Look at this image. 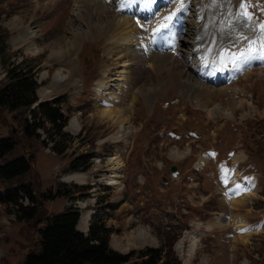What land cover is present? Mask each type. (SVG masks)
<instances>
[{
    "label": "rangeland",
    "instance_id": "1",
    "mask_svg": "<svg viewBox=\"0 0 264 264\" xmlns=\"http://www.w3.org/2000/svg\"><path fill=\"white\" fill-rule=\"evenodd\" d=\"M107 1L0 0V86L7 81V67L18 62L24 63V69H32L36 96L49 86L58 69L68 75L70 61L79 80L76 85L70 76L66 83H56L49 97L37 96L46 103L56 102L68 117L64 130L70 139L65 154L43 145L41 130L39 138L26 137L21 129L24 113L0 108V137L12 135L17 141L15 148L0 158V165L20 155H32L29 170L12 181H0V191L30 184L37 199V217L23 219H18L11 203L0 202V264H23L31 248L40 249L38 230L43 222L39 221L67 209L77 208L80 214L88 199L93 201L86 208L92 212L88 223L95 216L104 224L109 245L116 251L151 246L163 248L164 257L173 255L180 264H264V61L253 59L226 81L205 82L209 88L191 89L184 79L196 77L187 68L185 54L196 27L186 25L182 14L178 23L173 19L169 29L162 31L161 36L172 32L176 37L184 27L188 29L183 34L187 41L183 54L163 51L166 55L161 59L156 55L159 49L149 46L150 38L157 36L152 33H157L169 11L172 15L182 7L188 12L193 0H162L165 4L158 8H154L157 0ZM200 1L206 7L203 14H209L202 36V40L208 37L206 44H212L207 61L221 62L225 51L238 54L248 48L249 41H255L252 47L259 51L264 30L254 14L261 7L264 15L263 0ZM142 9L152 16L142 19L134 13ZM126 17L134 25H130L134 28L131 32L140 35L138 60L128 66L130 70L122 67L123 61L130 62V54L124 52L127 43L117 39L110 44L126 30L121 24ZM14 25L34 30L35 38L14 46L12 39L22 40L15 36L22 31L10 29ZM32 43L34 51L28 47ZM52 52L57 56L45 67L44 60ZM259 53L263 59L264 53ZM198 57L201 59L199 53ZM46 70L49 75L42 80ZM122 70H127L129 79L125 87H118ZM99 79H105L107 91L119 98L117 105H108L127 109L122 115L128 120L126 139L118 141L119 123L101 115L107 103L96 90L94 83ZM218 88L221 92H216ZM152 90L157 92L150 96ZM73 116L79 131L70 129ZM114 150L119 151L123 163L120 186L115 189L106 184ZM76 158L85 164L80 170L85 175L83 184L62 180L69 173V162ZM248 182L255 187L253 193L244 188ZM57 190L66 194L40 197ZM19 202L32 206L26 197ZM239 222L244 223L242 229L236 227ZM139 229L155 242L128 241L126 234ZM195 237L198 241L193 244Z\"/></svg>",
    "mask_w": 264,
    "mask_h": 264
},
{
    "label": "trees",
    "instance_id": "2",
    "mask_svg": "<svg viewBox=\"0 0 264 264\" xmlns=\"http://www.w3.org/2000/svg\"><path fill=\"white\" fill-rule=\"evenodd\" d=\"M23 65L24 63L18 62L7 67V81L0 86V108L24 113L21 121L24 135L39 138L38 130H41L45 134L42 144L50 143L51 150L60 155L65 154L70 139L69 133L63 130L66 118L56 102L42 103L36 109H31L37 102V82L32 69H24ZM16 144L17 141L12 135L0 137V158L11 152ZM30 166L26 156H17L0 165V180L12 181L27 172ZM84 166L85 164L79 163L76 158L69 163L67 170H81ZM60 194L66 193L57 190L50 195L41 193L40 197L51 199ZM22 197L31 200L32 206H23L19 202ZM36 201L30 184L20 183L0 191V202L11 203L18 219L37 217ZM77 220V210L67 209L39 221L43 222V226L38 230L40 249L31 248L26 253L23 264H127L131 260L130 264H180L173 255L164 257L161 247H144L138 251L120 253L110 247L109 230L104 224H99L95 216L87 236L76 229Z\"/></svg>",
    "mask_w": 264,
    "mask_h": 264
},
{
    "label": "bare ground",
    "instance_id": "3",
    "mask_svg": "<svg viewBox=\"0 0 264 264\" xmlns=\"http://www.w3.org/2000/svg\"><path fill=\"white\" fill-rule=\"evenodd\" d=\"M163 4H165V2H162V0H157L154 8L161 7ZM204 8H206V7H204V5L201 3L200 0H193L192 3H191V6L188 7V9H189L188 12H187V10L184 12L183 11V8L182 7H179L181 15L183 14V16H181V15L180 16L181 17H186V19H187V21L185 20L186 21L185 24L186 25L189 24L191 28L192 27L193 28L196 27V29L193 30V32H192L193 35H192L191 48L188 51V54L187 53L185 54L186 55L187 68H189L190 72H192V74L196 77V80H194V78L192 76L187 75V77H185V79H184L185 84L188 85V86H190L191 89H196V88L197 89H200V88H202V89L203 88H209V86H206L204 84L205 82L210 83L212 85H215V84H218V83H220L222 81H226L228 79V75L231 72H233V71H235L237 69H240L242 67H246L247 64L250 61H252L253 59H255V61L258 62V63L261 62V61H264V58L262 59L261 54L259 53V51H257L259 55L257 54V52L253 53V56L255 58L250 59L247 62L237 61L235 63V65L233 66V68L227 66L225 64V62H220L219 61L218 63H215V61H213V62L212 61H207V59L209 60V55H210V50H211L212 44L211 45L209 43L206 44V38H204L202 40V36H203L204 31H205V28H206L205 27V24H206L205 20L208 19V15H209L208 14V15L204 16V14H203V9ZM139 9H141V8H139ZM130 10L132 11V7H130ZM146 11H147V9H142L141 12H138L136 10L134 13L137 12V15H139L142 19H147L149 16H152V15L148 14L149 15L148 16L147 15L148 11L147 12ZM128 15H131V14H128ZM180 16H176V19H177L176 23H178V21H180V19H181ZM201 16H202V19L200 20V17ZM105 22H107V21H105ZM130 22H131V19L130 18H128V17L123 18V21H122L121 24L123 26H126V30L125 31H121V35H119L118 37L116 36V39L112 40L113 42H111V39H109V41H108V44L110 42H111L110 44H113V43H115L114 41H116L118 39L117 42L121 41V42H126L127 43L128 49L126 51H124V52H126L127 54H130V57L128 59L130 62L128 63L126 61H123L124 64H123L122 67L124 69H127L128 66H129V68H131L134 65V63L138 60V57L136 56V53H138L137 52L138 48H136V47H137V44H140V41H139L140 40V35L138 36V34H135V32L134 33L131 32V31H133L132 29H134L131 26L134 27V25H131ZM197 22H198V24L195 25ZM10 29L12 31L14 29H18V30L22 31L21 34L17 33V35H15L17 37H21L22 40L19 39L20 41H17V40H13L12 39V44L14 46H16L18 44L26 43L28 39H34L35 38V32H34V30L27 29V28H25V29L22 30L20 28V26H16V25L12 26ZM186 29L187 28H185V27L183 28V30H182L183 33L181 31H179L180 33L176 36L177 38L174 37L175 34H173L172 32L167 33V34L161 36L163 29H161L157 33L156 32L152 33L154 36L155 35L160 36L158 38H157V36H155L154 38H150V41L152 40V43L150 42L151 46H149V47H152V49H156V50L159 49V51L158 50L156 51L157 54H156V52L155 53H152V54H154V56L156 54L159 58L162 56L161 59L163 58L164 55H166V54H163L164 53L163 51H168L169 50V51L174 52L175 54H181L182 51H183L182 48L187 43V41L184 40V38H183V34L187 32ZM114 31L115 30H113V32ZM137 32H138V30H137ZM110 37H112V36H110ZM160 40H163V41H160ZM170 42H172L171 45L169 44ZM77 44H79V43H76L75 42L74 43V46L77 47ZM33 45L34 44L32 43L31 45H28V47L29 46L30 47L31 46L33 47ZM110 46H112V45H110ZM143 47H144V45H143ZM166 47H169V48L166 50L165 49ZM171 48H172V50H171ZM77 49H78V47H77ZM30 50H33L34 51V47H33V49L30 48ZM153 52H154V50H153ZM142 53L143 52L140 51V54H142ZM198 53L200 54L201 59L198 57ZM56 56H55V54L53 52L50 53V54H48V56H46V58L44 60L43 65L45 67L49 66L50 63H52V61L54 60V57H56ZM166 59H167V57H166ZM193 59L195 61L194 64H192L193 63ZM69 60H70V58H69ZM69 60H67L68 63H69ZM73 63L74 62L70 61V64H71L70 68L71 69H70V71H68V75L62 73V71L60 69H58V71H55L52 74V79H51V82H50L49 86L46 87V89H44L43 91L42 90L39 91L38 92V95L40 97H42V98L49 97L53 93V88H55V87L58 86V85H55V84L56 83H58V84L62 83L63 84V82L66 83V81L68 80V78L70 76H71L70 77V80L74 84L78 83L79 80L76 77L75 68L73 66ZM120 73H124V74H121L120 77H119V79H118V87H125L128 79H129L127 77V74H126L128 72H127V70H125V71L122 70V72H120ZM48 75L49 74H48L47 70L44 71L43 74H42V76H41V79L42 80L45 79L46 77H48ZM94 84L96 86V90L99 91V93L106 99V103H107V106H104V108L101 110V113H102L101 115L113 119V122L116 121V122L119 123L120 129H118L117 132L115 133L117 135L116 138L118 139V141L119 140H122V139H126V137H127L126 135L128 134V131H129V128H128V120L122 118V117H124L122 115H124L126 113L127 109H124L123 110L122 108L117 107V106H115L116 108H113L112 106H109L108 105V103L109 104L112 103V104L117 105L119 98L116 97L115 95H112L110 93V91H107V88L106 87H108L109 84H107V82L105 81V79H99ZM211 89L212 90H215L213 88H211ZM155 92H157V91L152 90L150 92V96H152V94L155 95ZM216 92H221V91L218 88V89H216ZM146 98H148V96H146ZM213 98H214V96H213ZM127 107L128 108L130 107V109H131V103H129ZM70 127H71L70 129L73 130V131H79V130H77L79 128V122H78L77 118L74 117V116L70 119ZM118 153H119L118 150H114V152L112 154L113 156L110 158V162L109 163L111 165V170L112 171H111V174L106 179V184L109 185V186H111L113 189L118 188L120 186V182H118V181H119V179L121 180V177H122V170H120V169H122L123 163H122L121 159L119 158ZM176 155L179 156L178 152H176ZM66 176H67V179H66ZM62 179L64 181H67V182L75 181V182H77L79 184H83L84 181H85V175H84V172H79L78 173V171H76V172H71V173L64 174L63 177H62ZM80 182H83V183H80ZM247 184L248 185L244 186V188L246 190H249L251 193H253L255 191V187L253 185L250 186V182H248ZM87 201L88 202H87L86 205H84V204L82 205V211L80 212V218H79V223H78V228L83 229L85 231L87 230V227L89 225L88 221L90 219V214H91V212L90 211H87L86 208H87V205H92V202H93L90 199H88ZM207 224L209 225V223H207ZM236 227H237V229L238 228L239 229H242L244 227V223L239 222V225H237ZM85 231H83V232H85ZM143 232H144L143 230H140L139 229L137 232L133 233L132 235L126 234V237H128L127 240L130 241L131 243H134V244H136L138 241H143V240L150 241L152 243L155 242L152 237L148 236L149 234L147 232H144L145 234H143ZM193 234H196V233H193ZM196 237L193 240V244H195L198 241V239ZM119 246H121V244H119Z\"/></svg>",
    "mask_w": 264,
    "mask_h": 264
},
{
    "label": "snow or ice",
    "instance_id": "4",
    "mask_svg": "<svg viewBox=\"0 0 264 264\" xmlns=\"http://www.w3.org/2000/svg\"><path fill=\"white\" fill-rule=\"evenodd\" d=\"M173 15H175V13L164 17L163 22L160 23L156 31L159 32L161 29H167L169 27V24L172 22ZM261 28L262 30H264V25H262ZM241 39H246V37H241ZM253 43H255V41H249L248 48L244 51L239 52L238 54H230L227 51L223 52L221 54V62H230V63H236L237 61L247 62L250 59L255 58L253 56V53L256 52L257 49H254L252 47ZM259 51L261 53H264V42L261 43Z\"/></svg>",
    "mask_w": 264,
    "mask_h": 264
},
{
    "label": "water",
    "instance_id": "5",
    "mask_svg": "<svg viewBox=\"0 0 264 264\" xmlns=\"http://www.w3.org/2000/svg\"><path fill=\"white\" fill-rule=\"evenodd\" d=\"M32 157V155L29 156V159ZM172 170H175V167H172Z\"/></svg>",
    "mask_w": 264,
    "mask_h": 264
}]
</instances>
